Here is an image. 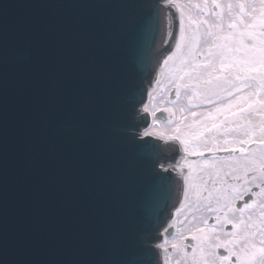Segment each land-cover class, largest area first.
I'll return each mask as SVG.
<instances>
[{
  "label": "snow or ice",
  "instance_id": "1",
  "mask_svg": "<svg viewBox=\"0 0 264 264\" xmlns=\"http://www.w3.org/2000/svg\"><path fill=\"white\" fill-rule=\"evenodd\" d=\"M0 264H264V0H0Z\"/></svg>",
  "mask_w": 264,
  "mask_h": 264
},
{
  "label": "water",
  "instance_id": "2",
  "mask_svg": "<svg viewBox=\"0 0 264 264\" xmlns=\"http://www.w3.org/2000/svg\"><path fill=\"white\" fill-rule=\"evenodd\" d=\"M9 3H17L18 0H8ZM23 10H18V9H12L11 12L12 14H19L20 12H22ZM143 19V16H138V20L137 22H141ZM123 62H124V66H125V70L126 72L129 74V76H131L133 79H135L137 82H139L141 79H148L151 80L155 77L156 73L159 70V66H160V62L158 61L155 65L154 70L151 72V74H149L146 70L143 69L142 65H140L137 61L133 60L132 57L128 54L125 53L123 56ZM152 139V138H149ZM153 143L159 146V149L163 151V153L165 154V156L169 159H171L175 153L176 155V159H179V153H176V148L177 145L171 144V143H165L162 140H153ZM173 175L175 176V173H173ZM180 191L182 192V188L180 189ZM175 207H178V202L175 205ZM174 208H169L166 210V214L171 217V214L173 212ZM165 213H162V215H164Z\"/></svg>",
  "mask_w": 264,
  "mask_h": 264
}]
</instances>
